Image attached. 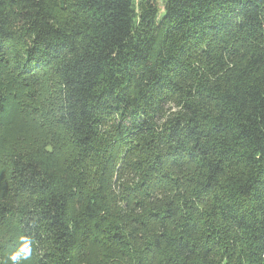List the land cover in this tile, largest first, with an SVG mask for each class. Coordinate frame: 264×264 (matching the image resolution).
<instances>
[{
    "label": "trees",
    "instance_id": "obj_1",
    "mask_svg": "<svg viewBox=\"0 0 264 264\" xmlns=\"http://www.w3.org/2000/svg\"><path fill=\"white\" fill-rule=\"evenodd\" d=\"M147 2L0 0V57L54 71L73 156L2 152L9 257L19 235L33 264H264V0Z\"/></svg>",
    "mask_w": 264,
    "mask_h": 264
},
{
    "label": "rangeland",
    "instance_id": "obj_2",
    "mask_svg": "<svg viewBox=\"0 0 264 264\" xmlns=\"http://www.w3.org/2000/svg\"><path fill=\"white\" fill-rule=\"evenodd\" d=\"M148 0H136V9L138 13H142L145 6H148ZM152 4L157 6L160 14L165 12L167 0H151ZM3 67L0 72V94L5 98H10L12 109L9 108V113H0V163L2 152L5 150L17 149L23 150L25 153L42 154L55 145L61 149L55 152L54 159L56 160L62 153L63 156L73 157L68 151L66 141L68 135L63 131L57 118L61 111V85L58 77L52 69H48L37 76V78H29L25 75H19L12 68V61L7 62L3 57ZM0 60V63H1ZM2 64V63H1ZM5 102H8L6 100ZM17 117H13L16 115ZM47 149V150H46ZM65 159L61 158L59 162L65 163ZM120 163L113 166V177L116 180V168L120 174H124V164ZM117 166V167H116ZM99 169V168H98ZM137 170H130L127 175L125 187L132 185V181L136 177ZM115 175V176H114ZM6 178V167L0 165V194L3 193V183ZM110 180V177L108 178ZM3 229V228H2ZM10 238L9 235L2 233L0 243L4 238ZM18 242V246H10L13 253L9 257L7 251L0 249V264H33L31 256V248L23 237L19 235L13 236ZM136 256L137 251H134ZM110 260L117 264H131V260L126 255L125 251L116 250L113 253H108ZM7 256V257H6ZM13 256L16 257L13 260ZM5 258V259H4ZM135 264V263H133Z\"/></svg>",
    "mask_w": 264,
    "mask_h": 264
},
{
    "label": "clouds",
    "instance_id": "obj_3",
    "mask_svg": "<svg viewBox=\"0 0 264 264\" xmlns=\"http://www.w3.org/2000/svg\"><path fill=\"white\" fill-rule=\"evenodd\" d=\"M16 259V257L15 256H13V260H15Z\"/></svg>",
    "mask_w": 264,
    "mask_h": 264
}]
</instances>
